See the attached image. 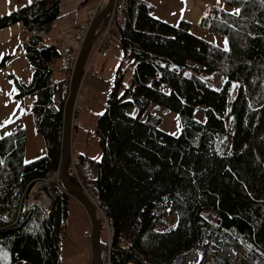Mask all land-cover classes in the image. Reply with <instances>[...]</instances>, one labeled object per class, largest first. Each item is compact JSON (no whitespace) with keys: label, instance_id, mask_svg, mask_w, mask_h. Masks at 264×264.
I'll use <instances>...</instances> for the list:
<instances>
[{"label":"trees","instance_id":"trees-1","mask_svg":"<svg viewBox=\"0 0 264 264\" xmlns=\"http://www.w3.org/2000/svg\"><path fill=\"white\" fill-rule=\"evenodd\" d=\"M222 1L240 11L206 2L198 23L227 39L228 50L190 31L188 19L167 21L147 0H128L117 26L122 58L93 130L100 156L74 153L77 174L67 170L91 194L100 231L108 227L109 250L99 233L102 264H174L198 244L203 264H264V0ZM59 11L60 0H28L0 14V28L22 23L31 76L5 75L15 97H32L21 114H31L44 142L24 160V126L0 135V264H60L75 196L58 181L45 186L46 210L25 202L30 186L61 164L70 75L44 39ZM211 74L224 78L220 87L205 80ZM195 105H204L202 120ZM158 107L178 113L179 133L158 127ZM217 240L240 259L209 249Z\"/></svg>","mask_w":264,"mask_h":264},{"label":"rangeland","instance_id":"rangeland-1","mask_svg":"<svg viewBox=\"0 0 264 264\" xmlns=\"http://www.w3.org/2000/svg\"><path fill=\"white\" fill-rule=\"evenodd\" d=\"M153 5V8L150 9L151 13L157 17H161L167 21L171 22H176L179 17L186 18L190 21V31L193 33L209 40L216 42L220 45H225V38L217 35L205 27L201 26L198 23V19L203 11V6L206 2H211L217 5H220L228 10L236 9V7L232 4L226 3L222 0H190L192 4L191 12L188 13L187 10V4H185L186 7L183 6L184 0H147ZM186 1V0H185ZM111 37L109 36L106 40L105 47L107 49V52L109 54L113 53L112 49L113 47H117L119 49V54H118V61H117V66L122 58V50L120 51L119 47V42H118V29L115 28L111 31L110 33ZM118 37H117V35ZM96 40V39H95ZM95 40L91 46L89 56L92 54L96 43ZM46 42V41H45ZM23 46V43H21ZM18 48V44L16 45ZM8 50L7 44H1L0 42V60L4 58L5 60L7 57L5 56L6 51ZM102 55L99 52L95 53L94 55V67L96 66L95 62L98 60L100 61L102 59ZM22 61H20L19 58L14 59L13 61V67L16 70H21L22 75L20 76V79L24 82L28 81V74L26 71H24V67L22 66ZM125 65V63L123 64ZM9 72L8 68H4L3 64L0 63V135L14 129L16 125H22L24 128L27 130V145H26V150L24 153V160H31L34 157L38 156L41 154L44 150V142L42 137L34 130V126L32 123V117L29 112L23 113L18 117V113L22 112L23 109L27 108L24 106V100L25 98L23 97H15L14 93L12 91L13 88L16 89L14 83L12 80H10L5 74ZM88 73V72H87ZM85 74L86 78H89L90 73ZM128 74V73H127ZM126 74V75H127ZM84 75V76H85ZM128 76V75H127ZM126 76V79H127ZM94 79V85L96 86V89L94 90V96L97 99H101L97 103V111L99 110V113L103 110L104 108V100L105 97L108 93L109 86H107L105 89L106 92H104L103 87L100 84L97 83V80ZM205 80L212 86L214 87H220L222 82L224 81V78L220 76L219 74H211L208 75ZM93 81V80H92ZM87 86V91L86 94H89V89H88V83L87 81L84 83ZM84 84L79 83V87L77 90L76 98L78 97V103L77 105H83L82 109L87 110V105L81 102V96L80 92L83 93L84 90ZM82 90V91H81ZM85 94V92L83 93ZM82 94V95H83ZM75 98V100H76ZM86 107V108H85ZM79 109V108H78ZM96 110V109H95ZM78 111V110H77ZM155 112L158 114L160 117V121L158 123V127L165 132H169L172 134H177L180 132L181 128V122L179 119L178 113L171 111V110H163L161 107H158ZM17 113V114H16ZM204 105H195L193 108V116L197 119L202 120L204 118ZM77 119V114L75 112V117L74 121L76 122ZM5 120H10L9 123L5 124ZM89 128V125L86 124V128ZM81 129L83 131H86V133L89 134L88 139H86L85 145H87V154H92L93 156L97 155V151L99 149L98 142L96 139V136L93 132L94 126H92L88 131L85 128V124H81ZM76 130L72 132V153L70 155V160L68 167L70 166V172L74 173L73 168L71 167L72 161L71 158L75 159L74 151L75 149L79 146L76 144V141H78V137L75 133ZM80 141L79 142H84V135L79 133ZM100 156V155H99ZM98 156V157H99ZM92 158V157H91ZM76 162V160H75ZM67 167V170H69ZM77 174V170H76ZM71 180V179H70ZM60 180V169L59 170H54L50 173H48L47 176H45L42 179L36 180L29 188L27 195L25 196V202L27 205H31L34 203H38L42 206L44 210H46L50 198L45 193V186H48L49 183L51 182H58ZM72 181V180H71ZM73 182V181H72ZM37 185V186H36ZM65 186V185H64ZM66 187V186H65ZM86 195L92 200V196L87 190H85L82 186H79ZM67 188V187H66ZM68 189V188H67ZM69 190V189H68ZM70 191V190H69ZM71 192V191H70ZM72 193V192H71ZM73 194V193H72ZM74 195V194H73ZM75 196V195H74ZM93 202V200H92ZM94 203V202H93ZM95 205V203H94ZM95 205V209H96ZM68 210H69V216H68V222L66 227L62 230L61 232V249L59 252L60 256V264H93L90 259L91 251H90V233H91V221L90 218L83 207L82 203L80 200L75 196L72 197L71 200L69 201L68 205ZM99 212V211H98ZM97 213V209H96ZM100 214V212H99ZM98 215V213H97ZM108 227L103 226L101 232V237L102 239L107 238V250H109L110 243L108 245ZM99 232V233H100ZM205 242V241H204ZM208 240H206L205 243H207ZM223 245V246H222ZM202 245H197L195 246L190 252H193L196 249H202L204 250V254L202 258L197 259L194 262L188 261L187 255L180 256L182 259L178 260L176 258L177 262H173L174 264H203L204 261L207 259L206 255V250L205 246ZM218 246H221V251ZM227 246V244L221 243L218 241L212 242V248L209 247V249L216 251L219 255L221 256H226V257H231L234 260H239L240 259V251L236 250L230 254V253H224L222 250H224V247ZM229 250H232L231 248ZM191 253H189L190 255ZM202 256V255H201ZM107 264H109V259L107 260ZM126 264H147V263H136V262H127Z\"/></svg>","mask_w":264,"mask_h":264},{"label":"crops","instance_id":"crops-1","mask_svg":"<svg viewBox=\"0 0 264 264\" xmlns=\"http://www.w3.org/2000/svg\"><path fill=\"white\" fill-rule=\"evenodd\" d=\"M95 1L96 0H60L59 14L56 17L55 21L53 22V25L50 28V30L46 34H44V39L46 41L45 43L55 44L59 49L70 47V51L73 52L74 48H71V47L73 46V42L76 38L77 25L85 21V19L87 18L86 10L90 6H92L95 3ZM26 2H28V0H0V14L7 12L18 6H21L25 4ZM185 4H187V7L185 6ZM183 6L187 8L186 11H188V13L191 12L192 4L190 0H186V1L184 0ZM204 6H203V9H204ZM23 36H24V33L22 30L21 22H15L11 25L0 28V42L1 44H7L8 46V50L5 53L6 54L5 56L7 57V59L4 61L3 67L8 68L9 70L8 73L13 74V76L20 79V76L23 74L22 71L16 70L13 67L14 59L19 58L20 61H22L21 64L24 67V71H26V73L28 74L27 76L30 79L31 70L26 60V57H25V50L23 46L21 45L23 41ZM118 42H119V38H118ZM17 44H18V48L16 47ZM119 47L121 51L120 44H119ZM112 51L113 53L109 54L105 47L106 53L105 55L101 54L103 57L100 61L97 60L95 62L96 64L95 67H94V59H93L92 71L88 72L92 76H89V78H86V75H85L82 80V84H84L87 81L89 94H86L87 86L84 84L83 90L85 94H83L84 92L83 93L80 92L81 96H79L81 98V102L87 105V110L86 109L83 110L82 109L83 105H81L80 109L77 112V119H76V125H75L74 130H76L75 133L78 137V141H76V144H78L79 146L75 149L74 152L83 153L86 156L92 157V158H98V156L100 155V151L99 150L97 151L96 156H93L90 153L89 154L86 153L88 152V150H87V145H85V143H86V139H88L89 137V134L86 133V131H83L81 129L82 128L81 124H85V128H86V124L89 125V128L88 126L86 128L87 131L92 126H95L96 118L99 115V110L97 111L96 107H97V103L101 99H98L97 101V99L94 96V90L96 89V86L94 85L93 78L97 80L98 84L101 83L104 92H106L105 88L111 85L115 77V72L117 68L116 64L118 61L117 58L119 54L118 52L119 49L117 47H113ZM31 100H32V97H26L24 100V106H26V104L30 102ZM20 115L21 113L19 112L18 117ZM79 133L84 135V139H85L84 142H79L80 141ZM26 145H27V140H26Z\"/></svg>","mask_w":264,"mask_h":264},{"label":"water","instance_id":"water-1","mask_svg":"<svg viewBox=\"0 0 264 264\" xmlns=\"http://www.w3.org/2000/svg\"><path fill=\"white\" fill-rule=\"evenodd\" d=\"M114 0H108L106 6L97 14L92 22L90 23L85 37L81 43L80 49L76 56L74 67L72 69L70 78L68 93L65 100L64 114H63V132H62V157L60 164V180L61 182L80 200L83 207L85 208L90 221H91V233H90V259L93 264H102L99 254V232H100V222L98 215L96 213L95 205L92 200L86 195L84 190H82L77 184L72 182L67 174V167L70 160V155L72 153V125H73V110L74 103L77 94V90L80 83V77L82 69L87 58L88 52L90 50L92 39L94 36L95 29L99 23L101 16L111 7ZM206 242V240H205ZM219 242L230 245L236 252L238 251L230 243H225L222 240ZM212 248V243L209 244ZM197 264V263H196Z\"/></svg>","mask_w":264,"mask_h":264},{"label":"built area","instance_id":"built-area-1","mask_svg":"<svg viewBox=\"0 0 264 264\" xmlns=\"http://www.w3.org/2000/svg\"><path fill=\"white\" fill-rule=\"evenodd\" d=\"M106 4H107V0H96L95 3L86 10L87 18L85 19V21L79 23L76 28V38L73 42V46L71 47V48H74L73 52L70 51V47L61 48V49L58 48L60 51V61L59 62L61 66L68 68L69 75L72 72V69L74 67V63L76 60V55L78 54L81 43L85 37V33L90 23L92 22L93 18L97 14H99V12L106 6ZM127 9H128V0H114L111 7L101 16L99 23H98V25L101 24L102 26L101 33L99 37L96 38L95 40L96 46L92 54L86 59L84 63L81 77H80V83L82 82L84 75L87 72L92 71V61L94 59L95 53L100 51L102 55H105L106 53L105 44H106L107 38L110 36L111 31L117 28L119 24H123L126 22ZM77 103H78L77 101H75L74 103L75 110L78 109L80 106V105H77ZM75 160L76 158L75 159L71 158V161H72L71 167L73 168L74 173H76ZM108 245H109V241H108ZM189 253L191 252L189 251L187 253L188 255L187 254L185 255H187L188 257ZM177 259L181 260L182 258L178 257ZM173 262H177V261H173Z\"/></svg>","mask_w":264,"mask_h":264},{"label":"bare ground","instance_id":"bare-ground-1","mask_svg":"<svg viewBox=\"0 0 264 264\" xmlns=\"http://www.w3.org/2000/svg\"><path fill=\"white\" fill-rule=\"evenodd\" d=\"M37 186V185H36ZM205 240H208V237H207V234H205V236H204V241ZM223 246V245H222ZM202 247V246H201ZM219 247V249H220V251H221V246H218ZM232 249V250H229V249ZM206 250V249H205ZM224 253H232V251L234 252L235 251V249L233 248V247H231L230 245H227V246H225L224 247V250H222ZM203 254H204V250H202V249H196V250H194L193 252H191V254L189 255V257H188V261H191V262H194V261H196L197 259H199V258H202V257H204L203 256ZM202 255V256H201Z\"/></svg>","mask_w":264,"mask_h":264},{"label":"snow or ice","instance_id":"snow-or-ice-1","mask_svg":"<svg viewBox=\"0 0 264 264\" xmlns=\"http://www.w3.org/2000/svg\"><path fill=\"white\" fill-rule=\"evenodd\" d=\"M29 2H31V0H29ZM239 11H240V9H233V12H235V13H238ZM225 50H228V49H227V39H225ZM12 91L15 92L16 89L13 88ZM9 122H10V120H5V121H4L5 124H7V123H9ZM5 135H8V133L6 132ZM26 162H27V161H26Z\"/></svg>","mask_w":264,"mask_h":264}]
</instances>
